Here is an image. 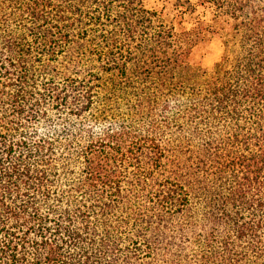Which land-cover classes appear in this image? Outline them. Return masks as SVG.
Masks as SVG:
<instances>
[{"label": "trees", "instance_id": "16d2710c", "mask_svg": "<svg viewBox=\"0 0 264 264\" xmlns=\"http://www.w3.org/2000/svg\"><path fill=\"white\" fill-rule=\"evenodd\" d=\"M165 2L0 0V264H264V0Z\"/></svg>", "mask_w": 264, "mask_h": 264}, {"label": "rangeland", "instance_id": "374dc122", "mask_svg": "<svg viewBox=\"0 0 264 264\" xmlns=\"http://www.w3.org/2000/svg\"><path fill=\"white\" fill-rule=\"evenodd\" d=\"M166 5L165 0H144V6L149 10H161ZM206 18L209 16L206 14ZM223 52L221 40L217 36H210L201 45L197 52V58L204 69H210L216 63Z\"/></svg>", "mask_w": 264, "mask_h": 264}]
</instances>
